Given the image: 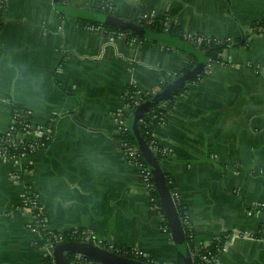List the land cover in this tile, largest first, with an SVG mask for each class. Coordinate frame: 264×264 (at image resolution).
Masks as SVG:
<instances>
[{"label": "crops", "instance_id": "obj_1", "mask_svg": "<svg viewBox=\"0 0 264 264\" xmlns=\"http://www.w3.org/2000/svg\"><path fill=\"white\" fill-rule=\"evenodd\" d=\"M100 1L124 18L167 15L184 35L229 41L221 61L160 104L165 115L152 136L169 155L162 167L186 207L191 252L219 240L203 264H264V207L255 204L264 201V0H61L86 10L82 15L54 0H7L0 12V129L23 106L37 121L54 118L55 130L23 180L13 178V161L0 158V264H53L45 262L41 232L29 226L28 185L53 230H87L97 244L140 249L156 264H183L168 222L152 210L140 169L121 145L114 112L125 109L130 86L159 90L197 57L143 35L131 42L88 30Z\"/></svg>", "mask_w": 264, "mask_h": 264}, {"label": "built area", "instance_id": "obj_2", "mask_svg": "<svg viewBox=\"0 0 264 264\" xmlns=\"http://www.w3.org/2000/svg\"><path fill=\"white\" fill-rule=\"evenodd\" d=\"M7 0H0V12L5 8ZM108 6L111 8V5H107L106 3L102 4V7ZM155 17H147V18H140L139 23L143 25H147L151 27V25L154 23ZM172 23L171 18L166 20L164 22V30H168L170 24ZM259 26L264 32V16L259 20ZM85 27L90 31H100L105 34H108L112 37L118 36L123 39H126L127 41L131 42H141L142 38L137 35L129 34L125 29H119V28H113L110 27L103 22L100 23H87ZM189 41H191L196 47L202 48V43L205 41L206 43H211L212 41H218L216 38L209 37L206 35L201 34H189L184 35ZM221 61V59H218ZM217 60V61H218ZM212 62H215V60L212 57H207V63L204 71L206 72ZM145 95L155 93L158 90H142ZM140 92V91H138ZM139 98V96H137ZM125 101V109L116 110L114 112L115 117L117 119L118 124V134L120 137L121 145L124 147L126 156L130 162L135 164L141 172V179L146 185L147 189L150 192V202L152 210L162 218L164 217L163 208L159 199V195L157 192L156 184L151 172V169L147 162H145L142 157L143 154L136 145L133 138L126 137V136H120L121 133L125 132L127 129H129V115L130 113L136 108V104L141 103L139 99L132 101V99L129 101L124 99ZM134 103V104H132ZM134 105V107H133ZM155 111V109H153ZM162 117H164V111L161 112ZM55 121L54 118L48 120V121H37L35 119L34 112L31 108L23 107L21 109V115L18 114V112H13V119L5 129H0V158L11 160L13 161L15 167L13 170V178L16 181L23 180L21 173L24 171V175L33 173L34 167L33 162L31 158L33 155L41 150H45L53 140V133L55 130ZM152 132L150 133L151 141L154 143V150H159L160 146L155 141L154 137L152 136ZM166 152V150L164 149ZM174 199L177 204H182V197L180 194L173 193ZM25 204L28 205L32 210V218L29 221V226H31L33 229H37L39 232H41V228H48L49 232H54L52 228L49 227L46 217V211H45V205L40 199L39 193L36 192L34 189L31 188L30 185L27 187V197L25 199ZM260 207H264V201L256 202ZM249 214H252V209L248 210ZM182 221L185 226L190 229V235L193 236V230L191 227V223L187 214V210H184ZM65 231H56V235L49 241V243L46 245L47 247V254L51 257L50 263L56 264L53 249L55 245L61 241L65 240L64 233ZM70 233V237L68 240H93V237L89 235V231L87 230H81L79 228L71 229L68 231ZM42 235V232H41ZM225 236H228V234H225ZM95 242V241H94ZM96 243V242H95ZM102 245V244H101ZM103 246L114 250L118 253H121L123 255L130 256L128 254H133L136 257L143 255L148 258L149 256L145 255V253L140 249H135L133 247L128 246H122L117 245L114 243H105ZM195 251H193L192 254H194ZM211 254V251L208 250L206 254H203L204 259H209V255ZM73 255V261L75 264H81L86 259L84 257H79L78 254H72ZM133 257V256H132ZM139 258V257H138ZM151 259V258H150ZM152 260V259H151Z\"/></svg>", "mask_w": 264, "mask_h": 264}, {"label": "water", "instance_id": "obj_3", "mask_svg": "<svg viewBox=\"0 0 264 264\" xmlns=\"http://www.w3.org/2000/svg\"><path fill=\"white\" fill-rule=\"evenodd\" d=\"M54 2L59 9L74 15H82L86 12V10L83 9H75L69 6H64L62 5L61 0H54ZM89 12L94 14L93 11ZM95 13L97 14V20L100 22L128 30L139 35L151 37L165 43L177 45L192 52L197 57L196 63L189 70L161 87L150 98L141 102L129 115V127L134 141L151 169L163 208L164 217L168 222V226L178 246L183 264H194L193 254L188 244L184 224L178 211L173 191L168 184L161 161L156 155L153 147H151L142 134L139 121L146 112L177 94L184 86L198 77L206 67L207 54L203 49L196 47L189 41L177 37L170 32L155 30L133 19L124 18L113 13ZM244 41L245 39H243L242 42L232 43V46L244 43ZM171 158L172 157H169V159ZM73 253L78 254L79 257H90L92 260L105 264H153L138 257L123 255L89 239L64 240L57 243L53 249L56 264H75L73 258L71 257V254Z\"/></svg>", "mask_w": 264, "mask_h": 264}, {"label": "trees", "instance_id": "obj_4", "mask_svg": "<svg viewBox=\"0 0 264 264\" xmlns=\"http://www.w3.org/2000/svg\"><path fill=\"white\" fill-rule=\"evenodd\" d=\"M104 3H105L104 1H100L97 4L98 9L102 12L110 13L111 8H109L108 6H105L104 8L102 7V4H104ZM168 19H169V17L167 15H159V16L155 17L154 23L151 25V28L155 29V30H164V26H165L164 22ZM89 20H91L89 23H100V21H98L97 19H94V18L89 19ZM104 24H106V23H104ZM106 25L113 27V28H119V27H116V26H113L110 24H106ZM167 31H169L173 35H177V36H181V37L184 36L183 30L180 28V26L176 22H172ZM127 32L129 34H132V35H137L136 33L131 32V31H127ZM139 36L143 37L142 35H139ZM228 44H229V41H223V42L222 41L221 42L212 41L211 43H206L204 41L202 43V46H201L202 48H200V49H203L206 52L207 57H212L216 61V60L220 59L219 53L224 49V47L228 46ZM195 63H196V61H193V62L189 63L188 65H186L183 69L171 72L169 77L163 81L161 87L165 86L168 82L172 81L173 79L177 78L182 73L189 70ZM199 76L196 77L194 80H197L199 78ZM185 88H186V86H184L179 92L184 91ZM138 91H139V89L137 87H135L133 85L130 86L127 94H125L126 99L129 101L132 99L133 102H134V100L139 99L140 102H143L144 100L150 98L154 94V93H151V94L145 95L143 91H140V92H138ZM175 95H173L169 99H172L173 97H175ZM137 96H139V98H137ZM132 104H134V103H132ZM139 104H136L135 106L137 107ZM160 104L156 105L154 108H152L151 110L146 112L139 121L142 134L144 135V137L146 138L148 143L151 145V147H154V143H152V141H151L150 133L153 131L154 127L157 124L163 122V119H164V117H162V113H161L163 111V109L160 107ZM133 107H134V105H133ZM21 109H22V106H18L17 108H15V111L21 115ZM153 109H155V111H153ZM120 136H126V137L133 138L130 127L125 132L121 133ZM154 151L156 152V155L158 156L161 163H163V161L165 159H167V157L169 156L168 153L164 151L163 147H160L159 150H154ZM142 159L146 162V159L144 158V156L142 157ZM21 176L23 178L24 171H22ZM166 177H167V181H168L169 186L172 187L173 183L170 180V177L168 175H166ZM177 207H178V211H179L181 217H183V213H184V210H186V207L182 204H177ZM163 222L167 223V220L165 217H163ZM40 228H41L42 236L39 239L38 243L41 246H46L49 243V241L57 233H56V231L49 232L48 228H42V227H40ZM185 233H186V237H187L188 241H190L193 238V236L190 235V229H188V227H186V226H185ZM63 234L65 236V240H68L70 237V233L68 231H65ZM221 245H222V243L219 240H217L210 247L203 248L200 251H195V253L193 254L194 264H203L206 261V259L203 258V254H206L208 252V250H210L211 254L209 255V257H212L214 252L216 250H218L221 247ZM128 255L136 257L133 254H128ZM71 257H73L72 254H71ZM137 257H139L143 260H147L153 264H156L155 262H153L150 258H148L146 256L140 255ZM44 259H45V262H49L51 260V257L48 254H46L44 256ZM85 259L89 260L91 258L85 257Z\"/></svg>", "mask_w": 264, "mask_h": 264}]
</instances>
